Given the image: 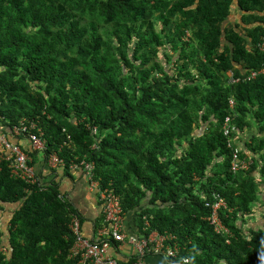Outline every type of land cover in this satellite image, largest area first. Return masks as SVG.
Masks as SVG:
<instances>
[{"label": "trees", "instance_id": "1", "mask_svg": "<svg viewBox=\"0 0 264 264\" xmlns=\"http://www.w3.org/2000/svg\"><path fill=\"white\" fill-rule=\"evenodd\" d=\"M263 40L264 0H0V124L43 132L44 155L26 148L36 169L52 152L94 163L100 187L142 233L178 246L176 260L264 264V222H252L264 202V75L248 79ZM228 115L240 144L224 133ZM236 146L247 167L232 168ZM5 204L0 264H82L73 247L90 237L72 229L84 218L57 181L28 183L3 161L0 216ZM96 224L91 242L108 224L102 204Z\"/></svg>", "mask_w": 264, "mask_h": 264}, {"label": "built area", "instance_id": "2", "mask_svg": "<svg viewBox=\"0 0 264 264\" xmlns=\"http://www.w3.org/2000/svg\"><path fill=\"white\" fill-rule=\"evenodd\" d=\"M260 49L264 52V40L259 43ZM259 73L264 74V66L260 70H253L249 78L256 77ZM229 76L232 82L237 81L232 71L229 72ZM231 107H234L235 102L230 100ZM1 118V117H0ZM1 120V119H0ZM231 117L228 116L225 120L224 129L225 133H229L231 130L230 124ZM4 126L0 124V163L3 161L10 162L11 172L14 176L20 177L31 184H44L46 181L41 180L37 174L36 167L32 164V156L28 149L24 148L19 142H15L7 136V131L4 130ZM7 128V127H6ZM30 127L23 124L22 126H13L12 129L8 127L9 133H12V137L22 136L23 139L29 140L32 149L40 151L44 155L47 149V140L43 137V132L37 134L32 133ZM70 137V136H69ZM234 159L232 162V168L238 169L240 167H247L248 162L242 161L239 158L238 149L234 150ZM47 166L49 168L60 170L66 168L68 162L64 160L57 152L49 153L47 157ZM70 169H81L86 172L87 179L90 182L92 188H97L99 191V198L102 204V211L106 215V221L108 224L98 229L97 241L91 242L90 238L81 237L78 234V241L73 247L75 256H80V263L82 264H147L145 255L148 251L152 250L150 245L152 244L155 252L164 251L166 255L175 257L178 254L179 248L176 245H165L166 236L160 235L159 232L152 231L149 236L138 238L130 236L129 241L136 246V255L138 258L133 261H127L125 263L118 262V260L112 257L109 253L114 240L118 244H122L126 240V233L124 231L125 212L123 210L121 197L112 188L100 187V182L95 178V165L94 163H87L83 161H74L69 163ZM40 180L42 182H40ZM44 188V187H42ZM222 200L220 204L224 205ZM220 204L215 206L217 209ZM212 223L215 225L216 230L221 231L224 226L221 221H218L217 214L212 218ZM81 222L78 217H75L72 224V229L76 233H80ZM109 238V239H108Z\"/></svg>", "mask_w": 264, "mask_h": 264}, {"label": "crops", "instance_id": "3", "mask_svg": "<svg viewBox=\"0 0 264 264\" xmlns=\"http://www.w3.org/2000/svg\"><path fill=\"white\" fill-rule=\"evenodd\" d=\"M235 7L236 5H234V10H236ZM239 18L240 15H234V17L230 18V21L237 22L239 21ZM256 24L257 23L248 24L247 26L252 27ZM4 127V130L7 131V136H10L15 142H18L19 139L17 137H12L13 134L9 133V130L7 129L8 127ZM21 143L24 148L30 146L29 140L22 139ZM37 170L39 173L41 171L43 172V175L45 176L44 180H55L59 183L61 194L75 205L84 218L82 221L83 234L87 237L93 238L96 235V222L101 216V203L98 189L90 186V182L87 179L85 172L81 169H60L53 171L46 163L43 164L40 169H36V171ZM3 207L4 211H1L3 213L0 218L8 221L13 206L5 204ZM140 224V219L135 214H127L125 216L124 231L126 233V240L122 244H119L115 249H111L112 255L120 260H127L134 256L137 252L136 246L129 241V237L135 236L142 238L146 236L142 233ZM150 253L145 257L147 264H189L190 261L189 258H183V260H176V258L173 259L166 255L164 251H150Z\"/></svg>", "mask_w": 264, "mask_h": 264}, {"label": "clouds", "instance_id": "4", "mask_svg": "<svg viewBox=\"0 0 264 264\" xmlns=\"http://www.w3.org/2000/svg\"><path fill=\"white\" fill-rule=\"evenodd\" d=\"M263 66H264V65H263ZM263 66H262V67H263ZM262 67H261V68H262ZM261 68H260V69H261ZM260 69H259V70H260ZM230 71L233 72V70H229V71L227 72L228 75H229V72H230ZM252 71H253V70H252ZM252 71H251V72H252ZM251 72H250V74H251ZM233 74H234V73H233ZM250 74H249V76H250ZM259 74H262V73H259ZM259 74H258V75H259ZM258 75H257V76H258ZM263 75H264V74H263ZM249 76H248V79H252V78H249ZM257 76H256V77H257ZM229 77H230V76H229ZM256 77H254V78H256ZM230 81H231V78H230ZM231 82H232V81H231ZM234 102H235V101H234ZM232 108H234V107H232ZM228 116L231 117V115H228ZM228 116H226V118H227ZM226 118H225V120H226ZM225 120H224V124H225ZM224 124H223V130H224V133H225ZM230 124H231V130H230V132H229V133H225L226 136H230V137H229V138H230V142H229V144L232 143V142H234V143H237V142H238V143H239V140H238L237 136L235 137V135H233V136L230 135V134H231V131L233 130V128H232V118H231V120H230ZM247 139L250 140V138H246L245 140H247ZM245 140H244V141H245ZM239 144H240V143H239ZM235 149H238V154H239V157H240L241 146H236V147L234 148V150H235ZM234 150H233V153H234ZM233 159H234V154H233ZM243 161H247L248 164L250 163L248 160H245V159H244ZM68 164H69V163H68ZM66 168H67V166H66ZM66 168H64V169H66ZM68 168L70 169V167H68ZM84 172H85V171H84ZM85 174H86V172H85ZM125 216H126V215H125ZM155 232H156V231H155ZM2 248H3V247H2ZM3 250L6 251V247L3 248ZM178 254H179V251H178ZM178 254H177V256H178ZM175 257H176V256H175ZM175 257H171V258L174 259Z\"/></svg>", "mask_w": 264, "mask_h": 264}, {"label": "rangeland", "instance_id": "5", "mask_svg": "<svg viewBox=\"0 0 264 264\" xmlns=\"http://www.w3.org/2000/svg\"><path fill=\"white\" fill-rule=\"evenodd\" d=\"M252 129H254V130H257L255 127H253ZM259 206L261 207V209H259V212H260V210H262V212L261 213H257L256 215H254L253 216V220H252V222L253 223H256V224H261V220H263L262 221V225H263V222H264V202L262 201L260 204H259ZM13 209V208H12ZM256 210H258L257 208H256ZM262 214V215H261ZM261 219V220H260Z\"/></svg>", "mask_w": 264, "mask_h": 264}]
</instances>
